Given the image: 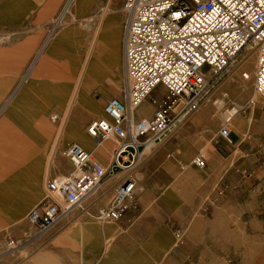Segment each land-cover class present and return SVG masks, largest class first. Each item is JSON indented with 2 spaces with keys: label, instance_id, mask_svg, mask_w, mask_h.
Instances as JSON below:
<instances>
[{
  "label": "rangeland",
  "instance_id": "rangeland-1",
  "mask_svg": "<svg viewBox=\"0 0 264 264\" xmlns=\"http://www.w3.org/2000/svg\"><path fill=\"white\" fill-rule=\"evenodd\" d=\"M66 2L67 0H0V109L24 78L26 70L40 52L47 37L54 34L43 55L45 58L46 53L48 54L45 67L40 68L38 72H32L33 82L31 86L25 88L29 98L18 96L4 109L2 115L0 114V153L5 152L2 157V153L0 154V179L9 181L13 177L12 184L21 182V179L28 183L29 173L40 171L41 169L37 167L39 163L44 161L42 163L44 164L51 158V152L57 140L50 127L53 124L49 121V117L59 113L61 108L53 104L46 107L45 102L54 90H59L64 86L59 80L63 78L59 76V71L67 65V72L63 76L69 77L68 75L71 74L68 78V88L64 87L65 91L69 90L66 91L68 95L76 84L80 69L96 52L97 47L92 44V40L97 34L100 37L101 26L105 19L117 15L119 21L124 22L122 11L124 0H84L79 7L71 8L65 25L55 28L54 21ZM64 31H68V35L60 37ZM91 44L93 49L90 52ZM57 50L60 51V55ZM255 68L256 53L251 50L243 51L236 63L222 77L214 92L194 114H191V116H197L198 112H204L201 114L202 125L191 128L187 134L188 137L186 136L188 143L185 147L186 152L190 150L193 141L197 144H205L204 142L210 138L209 126L215 121L222 124L231 107L236 106L241 110L244 108L245 111L252 107V102L264 101V98L254 93ZM242 73L247 74L249 79L243 80ZM112 78L117 81L116 88L109 81ZM123 83L124 76L120 59L116 70L110 74H100L88 93V98L97 104L98 113L92 115L86 113L84 109H77L70 117V126L93 146L96 144L87 136L86 127L91 121L103 117V107L110 98L122 97ZM157 91V93L164 94L161 87ZM101 97L105 98L104 102H100ZM14 103H17V106L10 111ZM147 104L146 100L140 106L139 111L137 110L141 115L148 114L145 107ZM36 113H41L42 119L46 117L48 124L45 123V125L41 117L38 120L35 119L33 116ZM151 115L152 108L146 119ZM177 129L171 134H175ZM69 137L65 138L63 135L59 138L52 157V162L56 164L61 162V167L49 169L46 175H43V171L40 173L37 179L36 199L28 205L25 204L21 216L0 215V264H29L34 252L39 250L33 251L30 245L47 233L34 236V232L26 222V215L45 196V186L48 180L65 176L72 170L71 164L64 156V151L70 144L78 143ZM107 144L109 145L106 155L108 158L101 160L91 155L104 167L109 165L111 150L114 147L113 141H108ZM158 148L151 154L141 157L131 171L136 192L129 204L127 214H152L155 220L150 224L158 223L159 225L155 228H162L168 232V252L138 253V258L141 255L152 256L153 264H191L193 259L200 254V264H264V233L262 238L253 232L260 231L261 223L264 226V220L249 222V225H246L238 219L240 209L223 204L224 194L220 193L219 187H223L224 180L219 182L217 180L219 177L215 178L206 166L199 169L190 164L195 157L205 156L203 149H200V152L198 151L188 161L181 162V166H187L185 169L180 170L176 166L175 179L182 183L177 193L162 195L161 190H152L149 195H145L144 192H138L141 180L139 167L153 164L160 170L162 159L158 154ZM26 156H29V159L21 164L22 157ZM153 160L156 161L152 162ZM19 171L21 173L14 177ZM240 179L244 180L246 176H240ZM217 183L219 185L215 186ZM29 190L25 188L24 195H27ZM10 195L16 194L12 191ZM111 196L112 193L108 196L102 195L99 208L105 207ZM86 211L87 201L71 212ZM116 223L101 224L114 226ZM152 234V237L147 234L146 238H140V240L146 239L148 241L146 245L151 246L152 244V248L156 249L163 244L165 237L160 230H155ZM9 240L16 242L13 249H9L6 245ZM150 240L151 244H149ZM228 250H231V253H228ZM226 255L227 258H225Z\"/></svg>",
  "mask_w": 264,
  "mask_h": 264
},
{
  "label": "built area",
  "instance_id": "built-area-1",
  "mask_svg": "<svg viewBox=\"0 0 264 264\" xmlns=\"http://www.w3.org/2000/svg\"><path fill=\"white\" fill-rule=\"evenodd\" d=\"M122 9L123 96L110 99L104 116L86 127L96 145L113 141L110 163L104 167L70 144L64 156L72 170L48 180L45 196L26 215L34 236L48 233L118 172L126 177L96 219H123L134 196L131 171L137 161L200 108L245 50L256 53L254 93L264 98V0H124ZM160 87L163 95L157 93ZM146 100L151 117L136 118L134 110ZM241 111L236 106L227 111L219 138L229 136L231 120ZM191 164L204 168L200 156ZM15 243L6 245L13 249Z\"/></svg>",
  "mask_w": 264,
  "mask_h": 264
},
{
  "label": "crops",
  "instance_id": "crops-1",
  "mask_svg": "<svg viewBox=\"0 0 264 264\" xmlns=\"http://www.w3.org/2000/svg\"><path fill=\"white\" fill-rule=\"evenodd\" d=\"M124 23L125 14L123 23L119 21L117 15L107 17L103 22L100 37L94 44L97 47L96 52L92 55V58L86 60L84 64L86 67L85 73H82V67L77 78V81H79V77H81L78 89L79 98L82 101L78 106L72 107L73 114L77 109H84L86 113L92 115L98 113L97 104L88 98L93 82L97 81L100 74H110L116 70L120 59L123 70ZM47 58L48 54L46 53L41 68L45 67ZM70 75L68 76L70 77ZM62 77L59 80L64 85L63 87L67 89L69 77ZM109 81L116 88L117 81L114 78ZM115 88L114 92H116ZM27 95L29 94L27 93ZM104 101L105 98L101 97L100 102ZM147 105L145 107L148 114L141 115L138 112L139 107L134 114L136 118L142 117L144 119L149 116L151 107L149 104ZM56 107L62 108L60 106ZM198 113L197 116H191V114L187 116L177 126L178 129L175 134H169L158 144V154L162 159L159 166L160 170L153 164L139 167L141 180L138 192H144L145 195H149L152 190H161L162 195L177 193L180 188L179 185H182V183L175 179L176 168L185 169L187 166L182 167L181 162L188 161L200 149H203L205 156H199L203 159L204 166L215 178L219 177L217 178L219 182L224 180L223 187H219L220 193L224 194L223 204L236 206L240 209L238 219L245 222L246 225H249V222L264 220V101L252 102V107L245 109V111L243 108L241 113L231 120V131L226 139L218 137L221 124L215 121L209 126L210 138L207 139V142L197 144L193 141L190 150L186 152L185 147L188 145L186 139L189 130L202 125L201 114L204 112ZM86 146L90 152L86 151L91 155H95L98 159L108 158L106 156L109 150L107 142L102 143L100 146H93L86 140ZM5 151H8L7 147ZM1 153L2 157L5 152ZM22 158L21 164L27 162L29 156ZM43 162L37 166L41 169L40 171L29 173L28 183L21 179V182L12 184L13 177L9 181L0 179V215L20 217L25 204L28 205L36 199L38 192L37 179H39L42 171L45 172ZM19 173L21 172L16 173L14 177ZM22 174H25L24 171ZM240 176H246V179L241 180ZM125 177V172H118L113 177L105 180L95 192L86 198V212L68 213L46 235L41 236L31 244L30 247L33 251L39 250L34 252L29 264H153L152 256L141 255L138 258L137 254L167 253L168 232L162 228H155L159 225L158 223L150 224L151 221L155 220L152 218V214H126L114 226H106L96 219V212L100 209L102 203L101 196H108L111 193L113 195L116 186ZM114 185L116 186L114 187ZM218 185L219 183L215 186ZM25 188L30 189L27 195H24ZM12 191L16 194V198L20 199L19 202L23 204L24 207L21 209L12 207L13 202H7L6 196ZM135 192L136 188L134 189V195ZM97 195L99 196L97 197ZM261 225L260 231L253 232L263 238V223ZM155 230L162 231L165 240L163 244L153 249L151 240L149 241L150 246L146 245L148 243L146 239L140 240V238H146L147 234L153 236L152 232ZM228 253H231V250H228ZM185 257L184 260L188 258ZM227 257L226 255L225 258ZM200 263L201 256L199 254L191 264Z\"/></svg>",
  "mask_w": 264,
  "mask_h": 264
},
{
  "label": "bare ground",
  "instance_id": "bare-ground-1",
  "mask_svg": "<svg viewBox=\"0 0 264 264\" xmlns=\"http://www.w3.org/2000/svg\"><path fill=\"white\" fill-rule=\"evenodd\" d=\"M84 0H67V2L65 3V5L63 6V9L62 11L59 13L58 17L55 19L54 21V27H58V26H63L65 25V22H66V18H67V15L69 14V12L71 11V8L72 7H79L81 5V3L83 2ZM106 9V8H105ZM104 12V11H103ZM103 14V13H102ZM101 21V19H100ZM67 33V34H65ZM56 35V34H55ZM66 35H68V31H64L62 32V34H60V37H65ZM54 36L53 35H49L46 39V41L44 42L40 52L36 55V57L33 59V61L31 62L28 70H26V73H25V76L24 78L20 81L19 85L17 86V88L13 91V93L10 95V97L7 99V102L4 106L1 107L0 109V114L4 111V109H6L8 107V105H10L14 99L16 100V98L19 96V97H22V98H29V95H26V92L25 91V88L31 86L32 84V78L31 77V74L32 72H38V70L41 68V64L44 60L43 58V55L45 54V49L48 47V44L49 42L51 41L52 37ZM99 39V34L95 35V38L92 40L93 41V45L96 43V41ZM91 44V45H92ZM93 45L91 46L90 48V52L92 51V48H93ZM57 53L60 55V51L57 50ZM91 53H89L90 55ZM88 55V57H89ZM123 59V58H122ZM67 66V65H66ZM63 67L59 72V76H63L64 73L67 72V67ZM86 67L84 66L83 67V70H82V73H85V70ZM243 75H245L246 77H244ZM124 76V75H123ZM241 78L243 80H248L249 79V76H247V74L245 73H242L241 74ZM80 80H81V77H79V81H77V84L74 85V88L71 90L70 94L67 95V92L64 90V87L60 88L59 90H54L51 95L46 99V102H45V106H51L52 104L53 105H56V106H60L62 107L59 111V113H56V114H52L50 117H49V121L52 122L53 126H50L51 129L53 130V132L55 133V136H56V145L54 144V148L52 149V152H51V158L48 159L45 163H44V173L46 174L49 169L51 168H59L61 167V162H58V164L56 163H53L52 162V157L54 155V152H55V149L57 147V143L59 141V138L63 137V135H65V138L66 137H69V138H73L74 140H76V143L80 144L82 147L86 148L87 150H89V148L86 146V141L84 139H82L81 135L78 134V131L76 129H73L70 125H71V121H70V117H71V114L72 113V107L73 106H78L79 104H81V99L79 98V89H78V85L80 83ZM25 84V87H23ZM61 87V86H60ZM121 92L123 94V87L121 88ZM81 93V92H80ZM123 96V95H122ZM146 101L142 102L140 104V106L145 103ZM252 102V101H251ZM84 104V103H83ZM221 104V103H220ZM17 106V103H14V105L10 108V111L13 110L14 107ZM139 106V107H140ZM88 107V106H87ZM138 107V108H139ZM54 108V106H53ZM52 108V109H53ZM136 108L134 110V114L136 112V110L138 109ZM239 108V107H238ZM51 111V109L49 110ZM48 111V112H49ZM47 112V113H48ZM42 113V112H41ZM41 113H36L34 114V118L35 119H41L43 118V116H40ZM232 114V113H231ZM2 115V114H1ZM43 115V113H42ZM104 116V115H103ZM237 116V115H236ZM234 116V117H236ZM227 117V116H226ZM224 117V118H226ZM233 117V118H234ZM146 119V118H144ZM43 123H47L48 121L46 120V117H44V119H42ZM48 124V123H47ZM51 124V123H49ZM46 125V124H45ZM39 128V127H38ZM100 146V145H98ZM90 151V150H89ZM38 171V170H37ZM10 192L7 194L6 196V200L8 203L10 202H13L14 205H12V207H17L19 209H21L23 206L22 203L19 202V198H16L17 196L16 195H10ZM16 198V199H15ZM85 202V200H84ZM82 202V204L84 203ZM11 205V204H9Z\"/></svg>",
  "mask_w": 264,
  "mask_h": 264
}]
</instances>
